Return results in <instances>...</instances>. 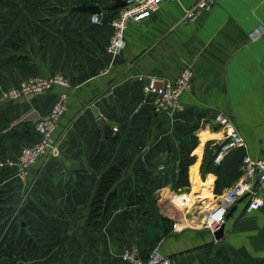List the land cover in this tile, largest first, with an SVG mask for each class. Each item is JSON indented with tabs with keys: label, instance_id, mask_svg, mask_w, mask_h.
<instances>
[{
	"label": "crops",
	"instance_id": "crops-1",
	"mask_svg": "<svg viewBox=\"0 0 264 264\" xmlns=\"http://www.w3.org/2000/svg\"><path fill=\"white\" fill-rule=\"evenodd\" d=\"M41 1L0 0V210L24 213L32 202L63 223L61 241L46 256L28 260L4 245L0 264H126L125 248L149 255L158 243L174 264H264V203L249 211V194L242 195L219 239L203 225L227 190L241 182L243 159L232 165L234 157L242 152L264 159V0H216L190 21L184 16L196 0H164L150 17L128 23L126 45L117 55L106 49L116 13L106 6L114 0H80L71 8L67 0L50 1L47 8ZM82 4L103 7L102 23L73 10ZM187 67L194 79L192 90L180 97L183 109L159 112L146 93L148 79L174 80ZM54 73L70 86L18 100L3 97L27 78ZM63 92L69 98L55 149L25 175L17 166L1 165L38 141V120ZM219 113L246 146L217 166L213 158L227 132L215 121ZM193 126L198 128L191 131ZM115 136L111 157L100 161V148ZM183 143L191 144L194 157L190 186L158 188L154 176ZM147 163L149 178L141 173ZM115 166L119 177L99 194L103 176ZM185 196L190 209L183 206Z\"/></svg>",
	"mask_w": 264,
	"mask_h": 264
},
{
	"label": "built area",
	"instance_id": "built-area-1",
	"mask_svg": "<svg viewBox=\"0 0 264 264\" xmlns=\"http://www.w3.org/2000/svg\"><path fill=\"white\" fill-rule=\"evenodd\" d=\"M162 1L164 0H126V5L118 8L115 17L110 20L113 32L106 47L107 52L112 55L120 53L126 45L125 33L128 23L131 20L141 21L150 17L158 9ZM215 1L196 0L195 5L186 11L184 21L197 19L202 13L209 11ZM90 21L92 23H102L103 16L101 13L93 14L90 16ZM193 79L194 71L190 67L183 69L174 80L151 76L146 85V93L149 96L155 95L154 99L158 102L157 110L159 112L170 114L173 111L183 109L180 97L183 93L192 90ZM55 86L68 88L70 83L68 78L62 73H54L49 77H30L6 89L3 97L8 100H18L25 96L45 93ZM68 98V94L63 92L50 111L38 120L36 124L38 141L24 145L17 158L8 159L1 165L17 166L19 174L25 175L41 156L53 151L56 142L54 135L59 121L67 109ZM215 121L218 126L226 128L227 131L223 143L213 158L216 164H220L232 149L244 148L246 144L243 137L232 127L226 115L219 113L215 117ZM254 181L256 185H254ZM260 190H264V159L255 160L246 156L244 158L241 182L227 190L215 211L208 214L204 219V227L215 232L225 222L229 209L246 193L250 197L247 210L259 209L264 203ZM182 202L183 206L190 209L188 206L189 198L183 197ZM121 257L126 264H174L171 258L161 254L159 243L153 247L147 258H143L136 247L125 248L121 253Z\"/></svg>",
	"mask_w": 264,
	"mask_h": 264
},
{
	"label": "trees",
	"instance_id": "trees-1",
	"mask_svg": "<svg viewBox=\"0 0 264 264\" xmlns=\"http://www.w3.org/2000/svg\"><path fill=\"white\" fill-rule=\"evenodd\" d=\"M42 1L44 3V8H47L50 6L49 2L54 0ZM100 1L104 2L103 0ZM108 1L109 0H107L106 2ZM106 2H104V4ZM76 4H79V2H76ZM71 7L72 4L69 8ZM58 8L59 7L51 4V10L53 12L57 13L59 10ZM117 10L118 9H116L115 11L116 13ZM116 13L113 17H115ZM81 14L87 15L85 13ZM51 15H54V13H52ZM197 128L198 126H193L191 127V131H195ZM115 138L116 136L112 137L100 148V161L107 160L111 157L112 152L114 150L113 142ZM193 141L195 143L197 142V138L195 136L193 137ZM191 149V144H181L179 148V154L173 152L171 157L166 160V164L159 167L158 173L154 176L155 178L153 180V184L156 185L158 188L167 185H171L174 188L190 186L189 168L194 162V157L190 155ZM240 149L242 148H234L230 152ZM240 159H243L244 164V154L242 152L238 156L234 157V159L232 160V165H234L233 163L239 162ZM221 163L216 164L214 162V164H216L217 166H220ZM150 165L151 163H147V166L142 168L141 173L143 174L147 172V168ZM147 173L148 174L146 178H149L150 171L148 170ZM119 175V166L112 167L108 172H106L102 179V186L99 190V194L106 192L107 185H110L111 183L115 182ZM219 191V186H217L215 192ZM144 192H146V190H144ZM142 194L144 195L145 193ZM47 208H50V206ZM98 212L99 207L96 203L92 208L90 216V219L92 221L95 220ZM104 217L105 221V219L107 218V214H105ZM20 220L26 221L28 228H20ZM0 225V248L6 245L16 257L23 260L44 257L61 241L59 237V231L61 230L63 223L60 222L57 218L49 215V211L47 212L45 211V209L39 210L37 206L33 205L32 202L26 203V209L24 210V213H14L11 208H5L4 210H0ZM140 254L143 258H147L149 256L143 255L141 252Z\"/></svg>",
	"mask_w": 264,
	"mask_h": 264
},
{
	"label": "water",
	"instance_id": "water-1",
	"mask_svg": "<svg viewBox=\"0 0 264 264\" xmlns=\"http://www.w3.org/2000/svg\"><path fill=\"white\" fill-rule=\"evenodd\" d=\"M125 5H126V0H114L113 3L107 5L106 7L107 9H110V10H116ZM73 10L78 11L80 13L93 15L96 13H101L103 11V7H101L99 4H89V5L82 4V5L74 7ZM36 62H38V59H36ZM152 96L154 97L155 95H152ZM99 123H100V127L102 129L103 136H104L106 123L104 119L100 120ZM196 167L198 168L199 164H197ZM19 225H20V228H23V227L28 228L27 223L24 220H20ZM224 226H225L224 223H222L220 227L215 230L214 235L217 239L221 238L224 235Z\"/></svg>",
	"mask_w": 264,
	"mask_h": 264
},
{
	"label": "rangeland",
	"instance_id": "rangeland-1",
	"mask_svg": "<svg viewBox=\"0 0 264 264\" xmlns=\"http://www.w3.org/2000/svg\"><path fill=\"white\" fill-rule=\"evenodd\" d=\"M56 1H57V0H56ZM58 1L60 2V0H58ZM58 1H57V2H58ZM103 1L106 2L107 0H103ZM76 2H80V0H67L66 3H67L68 6H70L71 4H75ZM60 4H61V3H60ZM52 5H54V4H52ZM46 6H47V4H46ZM46 6H45V7H46Z\"/></svg>",
	"mask_w": 264,
	"mask_h": 264
},
{
	"label": "bare ground",
	"instance_id": "bare-ground-1",
	"mask_svg": "<svg viewBox=\"0 0 264 264\" xmlns=\"http://www.w3.org/2000/svg\"><path fill=\"white\" fill-rule=\"evenodd\" d=\"M214 211H215V210H214ZM214 211H213V212H214ZM210 213H212V212L207 213V215L210 214ZM207 215H206V217H207Z\"/></svg>",
	"mask_w": 264,
	"mask_h": 264
}]
</instances>
